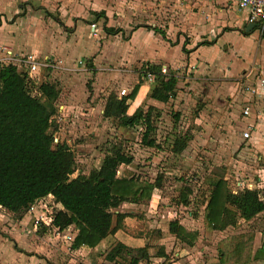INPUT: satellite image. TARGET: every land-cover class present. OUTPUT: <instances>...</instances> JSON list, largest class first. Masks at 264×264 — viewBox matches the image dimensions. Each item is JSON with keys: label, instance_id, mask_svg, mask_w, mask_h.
<instances>
[{"label": "rangeland", "instance_id": "obj_1", "mask_svg": "<svg viewBox=\"0 0 264 264\" xmlns=\"http://www.w3.org/2000/svg\"><path fill=\"white\" fill-rule=\"evenodd\" d=\"M175 3L174 0H0V56L2 49L9 47L16 55L33 52L51 61V67L41 68L31 77L34 82L47 80L57 90L53 100L57 111L50 131L53 143L64 142L72 150L74 170L70 177L87 175L114 147L132 157L127 165H118L116 174L134 181L131 190L136 189L133 195L136 200L122 208H133L137 215L132 233L145 232V246L151 256L141 263H148L156 254L164 253V262L171 260L175 264H264V210L248 220L236 216L235 224L222 228L218 224L209 225L204 219L202 206L209 195V184L217 178L225 179L233 193L248 186L246 181L251 182L264 198V188L257 184L256 173L264 152L243 153L249 144L242 132H248V127L233 130L244 138L236 149L228 136L231 129L228 120L220 116L212 118L204 112L200 117L202 113L195 110L197 102L205 106L209 100L193 95L187 97L181 92L189 86L195 68L188 71L186 66H181L176 69L180 81L166 101L146 95L139 101L138 108L141 112L147 110L154 125L147 136L154 140L151 145L146 144L147 138L141 139L145 130L142 122L139 126L126 127L99 112L108 98L126 96L136 82L134 76L138 70L145 71L146 55L150 54L152 46V51H156L155 42L158 41L147 27L166 28L164 17L177 11ZM234 3L231 9L236 11ZM227 7L223 2L217 3L215 8ZM92 8L106 10L110 19L105 20L106 26L121 27L123 32L105 33L102 30L104 21L94 17ZM242 15L238 14L241 19ZM91 23L95 27L90 33ZM161 54L178 61L173 49ZM78 60L82 64H77ZM255 67L226 65L221 75L233 78L256 75ZM212 69L213 66L208 68ZM94 76L101 81L96 89L97 96L91 93L89 85ZM138 76L139 80L142 76ZM143 79L141 84H149ZM107 80L110 83L105 85ZM121 89H125L123 94ZM249 90L253 92L254 88ZM60 105L68 108L60 111ZM243 105L239 98L230 103L241 112L247 108ZM69 107H73L76 115L67 113ZM186 135L190 139L184 149L174 153L170 149L172 138ZM236 181L244 184L236 185ZM46 196L35 202L36 212L42 205L53 215L62 210L50 195ZM31 213L24 212L17 217L0 208V264H64V257L71 255L66 244L34 230L31 226L34 213ZM171 221L183 228V234H193V239L189 241L184 235L170 232L168 224ZM104 252L106 250L94 255L86 264L127 263L129 256L124 254L123 258L105 262ZM74 258L72 256L70 264H84Z\"/></svg>", "mask_w": 264, "mask_h": 264}, {"label": "trees", "instance_id": "obj_2", "mask_svg": "<svg viewBox=\"0 0 264 264\" xmlns=\"http://www.w3.org/2000/svg\"><path fill=\"white\" fill-rule=\"evenodd\" d=\"M92 14L103 16L102 11ZM102 29L107 34L120 31V28L106 26ZM152 30L165 39L163 31L154 27ZM145 65V71L154 74L148 96L166 101L173 93L175 76L160 74L157 65ZM136 89L137 86H133L129 98ZM56 94L57 90L49 81L34 82L23 70L0 63V207L21 217L36 200L50 195L62 208L54 213L53 224L73 225V247H93L104 236L122 228L124 214L112 209L122 201L135 200L136 189L131 190L133 179L116 174L118 165L129 163L131 156L118 147L111 148L87 175L70 177L74 170L72 150L64 142L53 143L50 131L52 116L57 111L53 104ZM109 99L104 104L103 115L113 117L126 127L142 122L145 130L141 139L147 138L146 144H153L146 136L151 131L147 110L141 112L138 108L126 115L124 97ZM185 139L176 136L171 150L180 151ZM209 186L204 206V219L209 225L218 224L222 228L235 224L236 216L248 220L264 210V198L254 189L244 188L233 193L221 177ZM129 195L132 198H128ZM168 229L176 235L184 233L175 221L169 222ZM187 236L193 238V234ZM122 254L129 256L125 264L147 262L149 258L145 245L131 248L119 241L113 243L104 258L114 261L116 257L123 258Z\"/></svg>", "mask_w": 264, "mask_h": 264}, {"label": "crops", "instance_id": "obj_3", "mask_svg": "<svg viewBox=\"0 0 264 264\" xmlns=\"http://www.w3.org/2000/svg\"><path fill=\"white\" fill-rule=\"evenodd\" d=\"M174 1L176 3L173 4V6L177 8V11L171 15H166L164 17L167 20L166 28L160 29L153 25L147 27L148 32H150L152 35L153 34L156 35L157 37L155 39H157L158 41L155 42L156 51H152V47H153L152 46L150 54L146 55V57L148 58V62H145V64L157 65L158 67H160L161 65L166 66L168 72L162 75L166 76L172 73L173 76H175L176 81L174 88L178 86L180 81L178 79V73L176 70L178 67L186 66L188 71L192 67L195 68L194 76H192V78H190L188 81L189 86L186 87L184 90H181V92L186 93L187 97L193 95L198 99L202 98L204 100L206 99L209 100V102H207L205 106L201 105L200 102H197L199 104L198 107L195 108V110L199 113H202L200 117H203V112H204L206 113V115H209V117L212 116V118L215 117L217 118L218 116H220V119L222 118L228 120V123H230L231 126L228 136L229 139L231 140L232 145H236V149L241 139L244 138H241V136L236 131L233 130L236 129V127L242 128L243 130L246 127H248V138L247 137L246 138L248 140L249 146L245 147L244 151L242 150L243 148L240 150L243 151V153L251 152L253 150H257L263 153L264 152V25L255 24L254 28L246 30L247 21L244 12L239 10L236 7L235 3L234 6L236 11L231 9V7L233 6V2H235V0H174ZM223 2H226V4L228 5L227 9L215 8L217 7V3H223ZM192 7H194V9L191 10L190 8ZM91 11L92 12L102 11L103 16H98V17H101L102 20L104 21L102 28L103 26H106L105 20L106 21L110 20L108 18L109 16L108 12L104 9L96 10L93 8ZM240 12L243 14L242 19L238 16ZM106 27L120 28V31L117 33L123 32L121 27H115L113 25H109ZM153 27L163 31L165 35V39L162 38L158 33L154 32L152 30ZM257 29H259V32H255V30ZM91 31L93 32L94 28L90 30V33ZM5 48L10 49L9 47H5ZM182 48L187 52L183 51ZM168 49H173L174 51L177 52L178 61H172L166 58L163 54H161ZM2 55L0 56V58L2 57ZM241 64L246 69L247 68L249 69L251 66L252 67L256 66L254 68L256 69L255 70L256 75L255 74L251 76L248 75L247 77L241 76L240 78H233L227 75L225 76L221 75V71L222 70L225 71L226 65L230 66V65H241ZM212 66L213 69L208 70V68ZM252 69L253 68H251V70ZM251 70L249 71L247 70V71L251 72ZM139 71L140 70H138V74L134 76L136 82H134V84L132 85V88L133 86H137L136 92L131 98H129L128 96L132 90L131 88L130 92L126 94V96H124L125 104H126V108H125L126 115H131L136 109H138V107H140L139 101L143 98L144 95L149 97L148 92L154 80V74H153V79L151 81H148L146 79H143L144 76L143 72L145 73V71L143 70L141 72ZM138 75L142 76L139 80H138L139 77ZM98 78L102 79V76L98 74ZM98 78L94 76L92 78V82L89 83V85H91L90 88L91 93L94 92L96 94V89L99 87V83L101 82ZM258 78L263 79V84L261 86L255 83L256 81L258 82L257 80ZM141 79L145 80L149 84H145V83L141 84L142 83L140 81ZM109 83H110L109 80L104 82L105 85H108ZM250 88H254V91L250 92L251 91L249 90ZM94 96H97V94ZM236 98H239L242 101V103L244 104L243 106H247L248 108L247 114L244 115L242 114L241 109L240 110L237 108L234 109L233 106H230V103ZM200 105L201 107H199ZM58 107L60 111L61 110L64 111L66 108H68L66 105H60ZM228 108L229 110H227ZM72 109L73 107L72 108L69 107V110L67 109V111L69 112L67 111L66 112L74 113ZM75 112L77 111L75 110ZM99 112L100 113L102 112L103 114V110H100ZM222 113L224 115H222ZM88 114L89 112L86 113V116L87 118H90ZM105 118H108V116L107 117L105 116ZM197 120L198 119L195 117V121ZM211 120L212 119L210 118L209 121ZM139 124L137 125L139 126ZM149 125L151 129L154 126L153 124H151L150 120H149ZM148 134L146 136H148ZM185 137L186 139L184 141V147L186 142L190 139L189 135H186ZM174 138L175 136L172 139ZM150 140L152 141L153 138H150ZM184 147L180 151L174 153L181 152L184 149ZM261 161L262 164L260 165V169L257 170L256 172L257 182H258L257 184H259L260 186L263 185L264 188V157H261ZM260 172L262 173L260 174ZM237 183L244 184L240 181L235 182L236 185ZM245 184H247L248 186L243 187V189L247 188V189L255 190L251 182L246 181ZM131 187H133V185ZM208 193H210V190L208 191ZM127 197L132 198L131 195ZM206 199L202 208L205 206ZM135 200L122 201L117 207L112 209L114 212H119L124 214V217L122 218V228L117 229L112 234H108L104 236L93 247H87L84 245L74 247V251L70 253L71 255L64 257V259H66V262H64V264H70L72 260V256H75L74 260L78 262L81 261L82 263L86 264L88 262V259L90 261L91 258H94L96 255L98 256L99 254H101L103 250L104 251L106 250L107 252L108 249L110 248L109 247L110 244L113 241H119L122 244L131 248L144 247L147 240L145 236V232L139 233V230H136L135 234L132 233V228H135L136 226L135 223L138 221L137 215L133 213L134 212L133 208H129L127 210H124L122 208L124 205L134 204ZM182 235L188 238L187 234H182ZM188 240L191 241V239L189 238ZM106 252H104V255ZM148 255L151 256L149 252ZM155 256L156 257H154L151 260L163 259L164 253H159L156 254ZM103 261L107 262L108 260L104 258ZM169 262L171 263V260L167 262L163 261V264L165 263L168 264ZM139 263L141 264V261ZM171 264H175V262Z\"/></svg>", "mask_w": 264, "mask_h": 264}, {"label": "built area", "instance_id": "obj_4", "mask_svg": "<svg viewBox=\"0 0 264 264\" xmlns=\"http://www.w3.org/2000/svg\"><path fill=\"white\" fill-rule=\"evenodd\" d=\"M235 5L239 10L244 12L247 23L264 25V0H235ZM90 27L91 29H93L94 23H91ZM2 52L3 55L0 58V63L15 66L18 70H23L30 78L33 77L32 75L38 73L41 68L52 66L51 61L48 57H40L33 52H27L16 55V52H12L8 48H3ZM77 64H82V61L78 60ZM159 72L161 74H166L168 72V69L166 68V66L162 65L159 68ZM144 77L146 80L151 81L153 79V73L150 71H145ZM257 84L261 86L263 84V79H259ZM120 91V93L123 94L125 92V89H121ZM247 113V108H243L242 114L245 115ZM242 137H248V132H242ZM35 202L31 204L27 210V212L29 213L32 212L31 214L34 213L31 222L32 228L34 230L42 231V233L48 236L49 238H53L59 242L65 243L66 250L69 253L73 252L74 247L72 246V242L75 234V228L72 225L59 227L53 224V213H51V210L49 211L44 205H42L39 211L36 212V207L34 205ZM0 208L3 209L2 207ZM163 261V259L151 260L148 262V264H163ZM168 264L171 263L169 262Z\"/></svg>", "mask_w": 264, "mask_h": 264}, {"label": "water", "instance_id": "obj_5", "mask_svg": "<svg viewBox=\"0 0 264 264\" xmlns=\"http://www.w3.org/2000/svg\"><path fill=\"white\" fill-rule=\"evenodd\" d=\"M254 26H255V24H253V23H247L246 30L247 29H252V28H254Z\"/></svg>", "mask_w": 264, "mask_h": 264}]
</instances>
